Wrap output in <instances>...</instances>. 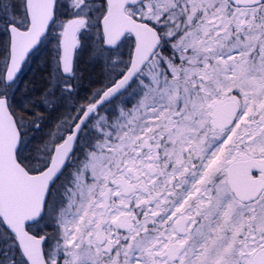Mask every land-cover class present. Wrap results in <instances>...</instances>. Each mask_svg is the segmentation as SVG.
<instances>
[{
  "label": "snow or ice",
  "instance_id": "1",
  "mask_svg": "<svg viewBox=\"0 0 264 264\" xmlns=\"http://www.w3.org/2000/svg\"><path fill=\"white\" fill-rule=\"evenodd\" d=\"M0 264H264V0H0Z\"/></svg>",
  "mask_w": 264,
  "mask_h": 264
},
{
  "label": "rangeland",
  "instance_id": "2",
  "mask_svg": "<svg viewBox=\"0 0 264 264\" xmlns=\"http://www.w3.org/2000/svg\"><path fill=\"white\" fill-rule=\"evenodd\" d=\"M45 55L46 53L42 54V56ZM40 59L41 57H37L36 60H34L32 64L26 69L25 75L23 77L24 82H36L37 84L42 83V77L46 74V69L41 67Z\"/></svg>",
  "mask_w": 264,
  "mask_h": 264
},
{
  "label": "trees",
  "instance_id": "3",
  "mask_svg": "<svg viewBox=\"0 0 264 264\" xmlns=\"http://www.w3.org/2000/svg\"><path fill=\"white\" fill-rule=\"evenodd\" d=\"M40 78V77H39Z\"/></svg>",
  "mask_w": 264,
  "mask_h": 264
}]
</instances>
